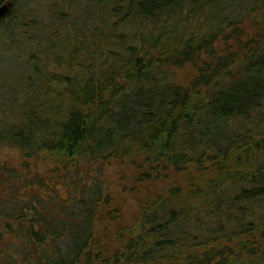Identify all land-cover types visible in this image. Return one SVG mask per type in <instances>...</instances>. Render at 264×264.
I'll return each mask as SVG.
<instances>
[{
    "label": "trees",
    "instance_id": "obj_1",
    "mask_svg": "<svg viewBox=\"0 0 264 264\" xmlns=\"http://www.w3.org/2000/svg\"><path fill=\"white\" fill-rule=\"evenodd\" d=\"M101 1L149 32L81 40L71 77L37 69L59 55L52 32L26 39L39 94L0 118V145L52 167L0 166V264H264V0ZM21 11L9 3L1 35L22 34ZM186 64L183 85L170 69ZM109 160L134 169L131 219L105 189Z\"/></svg>",
    "mask_w": 264,
    "mask_h": 264
},
{
    "label": "rangeland",
    "instance_id": "obj_2",
    "mask_svg": "<svg viewBox=\"0 0 264 264\" xmlns=\"http://www.w3.org/2000/svg\"><path fill=\"white\" fill-rule=\"evenodd\" d=\"M8 1L11 5L17 3L20 9L22 8L20 13L22 21L20 22L24 26L22 34L17 33V37L0 34V38H3L0 42V118L11 121L15 120L17 116L16 112L21 108L19 104L22 100L25 102L33 95L37 96L39 94L37 90L29 88V83L31 82L26 79L32 70L24 64L25 55L23 54L25 47H27L26 39L28 36H33L38 39L39 35L41 38L43 37L44 41L41 43L43 38L40 41L41 47L48 46L45 37L51 32L54 35L53 40L59 38L54 40L56 46L52 49L59 52V55L57 54V57L53 55V57H50L51 59L47 58L46 60L49 61V64L45 67L40 64L37 69L47 70L54 77L59 75L61 77H71L79 66H70L72 63L71 60L75 56H71L70 53L75 47L81 44V40L88 43L91 42L90 39L95 40L93 43L97 45L100 51L104 45L103 39L100 38L101 32H117L118 34H123L127 41H130L132 36L138 35V33L149 32L147 30L149 26H141L136 20L128 19L125 10L120 11L118 16L111 17L109 10L105 8V4L101 0H98V3L93 2V0ZM18 2L22 3V7ZM111 4L121 8L124 2L123 0H115ZM124 19L126 20L123 21ZM29 20L37 21L35 28H27L26 22ZM243 27V37H251L254 33L251 20H245ZM121 28H123V31ZM91 34L94 37H91ZM5 37L7 38L6 41L4 39ZM87 37L90 39L87 40ZM58 43H61L65 47V50L67 46L66 51L68 54H63V52L58 51L61 47L57 45ZM226 43L227 41L223 45V41L219 42L221 47L227 46L228 43ZM32 46H35V44ZM112 50L118 52V49L115 47H112ZM75 58L76 62H80L84 57L79 56ZM34 70L35 68H33ZM170 70H173L171 75L173 79L183 85L187 84L189 79L195 74V68L190 64L183 65L180 68H171ZM34 83L39 87V81H35ZM19 87H22V89L19 90ZM15 100L16 103L14 102ZM0 166L15 169H22L26 166L31 172H44L52 167L42 157L26 156L17 146L7 144L0 145ZM133 170L128 164L115 160L107 161L102 169L105 189L109 192L114 204L121 208V212L125 214L127 219H131L130 216L135 215L137 209L133 192L130 189L136 185L134 178H132L135 175Z\"/></svg>",
    "mask_w": 264,
    "mask_h": 264
},
{
    "label": "water",
    "instance_id": "obj_3",
    "mask_svg": "<svg viewBox=\"0 0 264 264\" xmlns=\"http://www.w3.org/2000/svg\"><path fill=\"white\" fill-rule=\"evenodd\" d=\"M9 1H7L6 3H4V4H2L1 6H0V15L2 14V13H4V12H6L7 11V9H8V6H9Z\"/></svg>",
    "mask_w": 264,
    "mask_h": 264
}]
</instances>
